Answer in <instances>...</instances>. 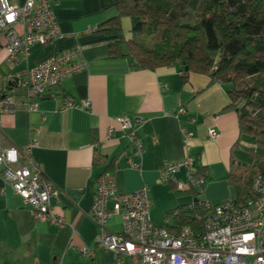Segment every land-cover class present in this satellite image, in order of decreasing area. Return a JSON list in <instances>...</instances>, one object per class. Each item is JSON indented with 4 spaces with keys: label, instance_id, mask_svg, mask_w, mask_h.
I'll use <instances>...</instances> for the list:
<instances>
[{
    "label": "crops",
    "instance_id": "crops-1",
    "mask_svg": "<svg viewBox=\"0 0 264 264\" xmlns=\"http://www.w3.org/2000/svg\"><path fill=\"white\" fill-rule=\"evenodd\" d=\"M12 1L23 6L27 0ZM51 1L56 3L62 38L34 46L28 60H9L1 39L0 91L17 90L21 73L67 50L79 49L87 68L50 90L39 100L37 112L2 115L0 148L24 151L35 145L32 160L59 190L53 208L67 225L59 228L36 221L32 208L0 172V264H137L129 257L119 262L115 254L96 246L98 230L90 210L98 178L110 173L120 194L149 187L150 218L159 227L172 226L167 213L192 206L200 193L180 192L174 183L161 182L159 172L166 164L188 157L196 161L206 179L200 202L218 205L235 200L229 173L231 151L239 138L238 115L230 108L227 88L211 84L207 76L191 74L184 83L179 66L149 71L134 67L128 58H111L109 46L121 36L104 33L100 26L117 16L111 7L117 0ZM121 24L123 38L131 40V20L124 18ZM123 50L127 53L126 47ZM122 116L139 122L144 154L134 162L138 168L131 160L132 146L121 138L117 120ZM211 131L217 132L215 140L209 137ZM174 180L185 181V169ZM108 230L121 234V217L111 219ZM72 247H86L94 257L87 260Z\"/></svg>",
    "mask_w": 264,
    "mask_h": 264
},
{
    "label": "built area",
    "instance_id": "built-area-1",
    "mask_svg": "<svg viewBox=\"0 0 264 264\" xmlns=\"http://www.w3.org/2000/svg\"><path fill=\"white\" fill-rule=\"evenodd\" d=\"M55 5L51 0H27L23 6H17L12 0H0V40L5 41L9 60H28L34 46L47 45L62 38L54 13ZM86 68L82 52L72 49L26 69L18 76L17 90L9 94L0 91V117L14 115L19 110L37 112L41 98ZM84 107L89 109L90 104L86 103ZM117 123L121 138L133 148V164L140 161L144 149L137 133L139 122L122 116ZM113 134L114 130L110 129L109 137ZM186 137L185 147L188 148ZM209 137L215 140L217 132L211 131ZM34 147L31 145L24 151L16 147L0 148L1 177L32 208L31 214L36 221L63 228L66 221L53 208L59 190L33 162L31 152ZM134 166L138 168L139 164ZM182 169L186 171V180L175 181V175ZM159 178L163 183H174L180 192L198 189L201 194L206 188V179L199 174L196 161L190 157L166 164L160 170ZM252 191L254 198L244 203L235 200L218 205L200 202L209 211L205 230L196 232L187 228L176 234L168 224L159 227L152 223L149 187L120 194L114 177L104 173L98 178L90 210V218L98 230L96 246L115 254L119 262L129 257L137 264H264L262 177L255 178ZM115 217L122 219L121 234L108 230L109 221ZM72 248L87 260L94 257V251L86 247Z\"/></svg>",
    "mask_w": 264,
    "mask_h": 264
},
{
    "label": "trees",
    "instance_id": "trees-1",
    "mask_svg": "<svg viewBox=\"0 0 264 264\" xmlns=\"http://www.w3.org/2000/svg\"><path fill=\"white\" fill-rule=\"evenodd\" d=\"M111 7L117 16L100 26L121 36L109 46L111 58H128L149 71L179 66L184 83L199 74L227 88L239 120L229 185L237 203L254 198L253 181L264 179V0H117ZM124 18L132 24L129 41ZM199 195L192 206L167 213L172 232L205 230L209 211Z\"/></svg>",
    "mask_w": 264,
    "mask_h": 264
}]
</instances>
